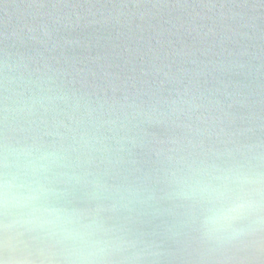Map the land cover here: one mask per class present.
I'll return each instance as SVG.
<instances>
[{
	"label": "water",
	"instance_id": "1",
	"mask_svg": "<svg viewBox=\"0 0 264 264\" xmlns=\"http://www.w3.org/2000/svg\"><path fill=\"white\" fill-rule=\"evenodd\" d=\"M19 149L49 155L45 202L99 264H264V213L209 239L199 193L264 178V0H0V156ZM77 247L0 207V264Z\"/></svg>",
	"mask_w": 264,
	"mask_h": 264
},
{
	"label": "clouds",
	"instance_id": "2",
	"mask_svg": "<svg viewBox=\"0 0 264 264\" xmlns=\"http://www.w3.org/2000/svg\"><path fill=\"white\" fill-rule=\"evenodd\" d=\"M50 162L48 154L36 156L28 149L5 150L0 156V207L25 214L26 222L51 229L75 241L77 264H99L106 251L104 243L91 239L87 230L69 227L70 217L49 206L47 191L40 180ZM264 178L235 171L219 172L201 182L204 202L201 228L209 239L236 234L237 222L264 213V199L258 187Z\"/></svg>",
	"mask_w": 264,
	"mask_h": 264
}]
</instances>
